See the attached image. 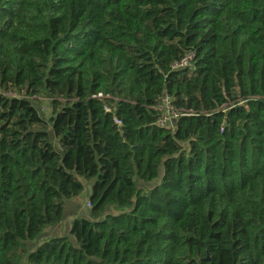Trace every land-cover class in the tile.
Instances as JSON below:
<instances>
[{
	"label": "trees",
	"instance_id": "obj_1",
	"mask_svg": "<svg viewBox=\"0 0 264 264\" xmlns=\"http://www.w3.org/2000/svg\"><path fill=\"white\" fill-rule=\"evenodd\" d=\"M163 91L188 112L170 126ZM79 175L88 216L27 252ZM19 251L264 264V0H0V264Z\"/></svg>",
	"mask_w": 264,
	"mask_h": 264
},
{
	"label": "rangeland",
	"instance_id": "obj_2",
	"mask_svg": "<svg viewBox=\"0 0 264 264\" xmlns=\"http://www.w3.org/2000/svg\"><path fill=\"white\" fill-rule=\"evenodd\" d=\"M33 103L36 105V107L44 117H47L49 115L50 102L49 99L46 98V96H40L39 98L33 99ZM52 141L56 147H59L56 143V140L53 137H52ZM161 174H162V168L160 167L158 176L154 180L145 181V180L136 179V183L140 187L145 188L146 190L147 188H149L159 180ZM78 179L85 185L83 192H81L79 195L63 199L62 219L57 223L45 225L41 230V232L36 237H34L31 240H28L24 246L27 249V252L36 249L41 242H43L44 240L48 239L51 236L67 234L73 217L88 216L90 203L88 200L87 191H88V187L90 186V181L87 180L86 177L81 175L78 176ZM105 212L118 213L120 212V210L118 208L108 207ZM17 256H18L19 264H30L26 260L23 251H19Z\"/></svg>",
	"mask_w": 264,
	"mask_h": 264
},
{
	"label": "built area",
	"instance_id": "obj_3",
	"mask_svg": "<svg viewBox=\"0 0 264 264\" xmlns=\"http://www.w3.org/2000/svg\"><path fill=\"white\" fill-rule=\"evenodd\" d=\"M190 58L191 54H187L181 59L180 64L187 63ZM8 93L11 94L10 91ZM100 94L98 93V95ZM154 108L158 111L156 123L163 126H170L174 118L188 113L184 109L175 107L172 102V97L165 91L158 95ZM116 120L118 121V119Z\"/></svg>",
	"mask_w": 264,
	"mask_h": 264
},
{
	"label": "crops",
	"instance_id": "obj_4",
	"mask_svg": "<svg viewBox=\"0 0 264 264\" xmlns=\"http://www.w3.org/2000/svg\"><path fill=\"white\" fill-rule=\"evenodd\" d=\"M88 191H89V187H88Z\"/></svg>",
	"mask_w": 264,
	"mask_h": 264
}]
</instances>
